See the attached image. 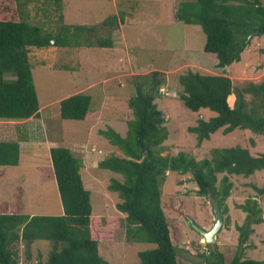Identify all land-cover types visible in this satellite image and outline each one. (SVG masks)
Instances as JSON below:
<instances>
[{
    "label": "trees",
    "instance_id": "obj_1",
    "mask_svg": "<svg viewBox=\"0 0 264 264\" xmlns=\"http://www.w3.org/2000/svg\"><path fill=\"white\" fill-rule=\"evenodd\" d=\"M27 1L31 0H0V120L25 121L40 115L31 48L84 44L112 48V30L125 20L121 12L110 14L96 25L66 24L61 14L60 27H43L24 18L22 5ZM174 17L202 27L206 34L204 50L217 55L219 67L239 62L252 42L251 37L264 35L262 0H183ZM104 27H110V34L98 36ZM163 77L157 70L135 77L136 93L128 101L133 118L128 121L125 136L113 127L101 130L122 152L104 157L98 167L123 175V180L111 178L108 188L121 198L117 208L126 213L128 240L156 244L153 249L140 251V262L136 264H180L162 205L163 185L169 173L191 174L198 185V194L218 199L222 213H226V200L233 188L230 175L248 177L264 170V153L255 155L239 144L215 147L211 157L202 159L184 149L172 155L163 154L169 127L156 102L161 97ZM180 82L183 87L180 98L190 110L209 109L216 113L208 119L199 118L196 125L189 127L196 134L198 145L221 128L226 133L241 128L264 135V79L235 85L226 74L188 70L180 76ZM233 94L236 100L232 107L228 101L234 100ZM92 99L85 92L61 99V117L88 118ZM23 137L26 135L0 139L1 166L20 164ZM50 154L52 165L41 169L45 177L55 176L64 211L58 215L27 214L23 194L13 195V201L1 204L0 264H22L18 245L24 243L28 258L30 246L36 240L53 242L48 258L37 264H115L100 254L99 242L114 238L119 217L93 214L91 190L82 174L85 166L82 158L65 146L52 147ZM252 187L264 195V186L252 184ZM252 200L239 204L247 215L242 225L236 224L237 253L227 263L223 253L206 251L202 255L210 264H264V259L243 257L254 232L252 225L264 222L261 207L256 199Z\"/></svg>",
    "mask_w": 264,
    "mask_h": 264
},
{
    "label": "rangeland",
    "instance_id": "obj_2",
    "mask_svg": "<svg viewBox=\"0 0 264 264\" xmlns=\"http://www.w3.org/2000/svg\"><path fill=\"white\" fill-rule=\"evenodd\" d=\"M181 1L31 0L23 3L24 18L43 27H60L61 14L66 24L96 25L110 14L121 12L125 14V20L112 30V48L85 44L80 47L31 48L40 115L25 121L0 120V139H17L22 134L26 135L23 137L25 142H21L20 164L0 165V205L13 201V195L23 194L27 214H62L64 210L56 178L45 177L41 167L52 165V147L71 148L84 160L82 174L86 187L91 190L93 214L120 219L114 238L100 240V254L115 264L139 263L138 253L153 249L156 244L128 240L126 213L117 208L121 198L108 188L111 178L123 180V175L99 168L98 162L111 154H122L101 130L113 127L123 136L127 134L128 121L133 118L128 101L136 93L135 77L148 75L154 70L165 76L161 86L164 91L161 90V97L156 99L169 127L163 154L172 155L184 149L202 159L211 157L215 147L237 144L248 147L255 155L264 153V135L241 128L227 133L221 128L198 145L197 136L189 127L196 125L199 118L208 119L216 113L209 109L192 111L180 98L183 92L180 76L188 70L226 74L235 85L262 81L264 35L251 37L252 42L239 62L219 67L217 55L204 50L206 34L202 27L174 17ZM109 34L110 27H104L97 33L102 37ZM77 92L92 95L89 117L83 120L63 119L60 100ZM233 96L234 100L228 101L232 107L236 100L235 94ZM230 180L233 188L226 200V213H223L225 223L216 233V240L207 242L192 227L190 220L211 229L216 222L213 199L198 194V185L191 174H168L163 185L162 205L170 222L180 264H210L202 254L211 250L223 253L225 261L230 262L238 250L236 224L242 225L247 215L239 204L256 199L264 216V195H259L252 187V184L264 186V170L248 177L230 175ZM252 226L254 232L243 257L262 260L264 222ZM52 248V241L36 240L30 246V257L26 258L24 243L18 245L22 264L46 260Z\"/></svg>",
    "mask_w": 264,
    "mask_h": 264
},
{
    "label": "water",
    "instance_id": "obj_3",
    "mask_svg": "<svg viewBox=\"0 0 264 264\" xmlns=\"http://www.w3.org/2000/svg\"><path fill=\"white\" fill-rule=\"evenodd\" d=\"M213 211H214L216 222L214 226L209 230L199 226L193 220H190L192 227L196 229L199 233H201L205 237V240L207 242H213L216 240V233L221 229V227L225 223V219L220 209L218 199H213Z\"/></svg>",
    "mask_w": 264,
    "mask_h": 264
},
{
    "label": "crops",
    "instance_id": "obj_4",
    "mask_svg": "<svg viewBox=\"0 0 264 264\" xmlns=\"http://www.w3.org/2000/svg\"><path fill=\"white\" fill-rule=\"evenodd\" d=\"M78 93V92H77ZM75 94V93H74ZM72 95V94H71ZM70 96V95H69ZM156 102H157V100H156ZM21 161V160H20ZM99 163V162H98ZM84 165H85V163H84ZM84 168H85V166H84Z\"/></svg>",
    "mask_w": 264,
    "mask_h": 264
},
{
    "label": "clouds",
    "instance_id": "obj_5",
    "mask_svg": "<svg viewBox=\"0 0 264 264\" xmlns=\"http://www.w3.org/2000/svg\"><path fill=\"white\" fill-rule=\"evenodd\" d=\"M161 90H162V92L164 91L162 87H161Z\"/></svg>",
    "mask_w": 264,
    "mask_h": 264
}]
</instances>
